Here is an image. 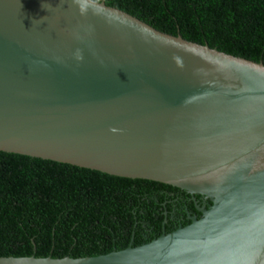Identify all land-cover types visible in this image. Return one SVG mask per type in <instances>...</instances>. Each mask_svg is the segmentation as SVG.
<instances>
[{
  "label": "water",
  "instance_id": "water-1",
  "mask_svg": "<svg viewBox=\"0 0 264 264\" xmlns=\"http://www.w3.org/2000/svg\"><path fill=\"white\" fill-rule=\"evenodd\" d=\"M0 156L203 200L183 227L79 258L0 264H264V66L102 1L0 0Z\"/></svg>",
  "mask_w": 264,
  "mask_h": 264
},
{
  "label": "trees",
  "instance_id": "trees-1",
  "mask_svg": "<svg viewBox=\"0 0 264 264\" xmlns=\"http://www.w3.org/2000/svg\"><path fill=\"white\" fill-rule=\"evenodd\" d=\"M93 1L264 66V0ZM160 187L0 156V257L73 259L146 243L161 229Z\"/></svg>",
  "mask_w": 264,
  "mask_h": 264
},
{
  "label": "flooded vegetation",
  "instance_id": "flooded-vegetation-1",
  "mask_svg": "<svg viewBox=\"0 0 264 264\" xmlns=\"http://www.w3.org/2000/svg\"><path fill=\"white\" fill-rule=\"evenodd\" d=\"M157 195L163 199V202L160 203L163 218L159 235L186 226L190 223L191 217L194 219L200 217L198 209L208 208L203 200L174 189L160 187ZM166 205L169 207L167 208ZM153 236H144V240Z\"/></svg>",
  "mask_w": 264,
  "mask_h": 264
}]
</instances>
